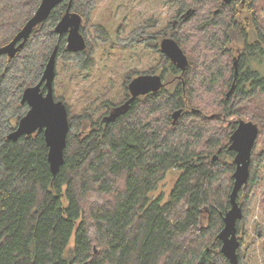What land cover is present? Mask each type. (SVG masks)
I'll return each mask as SVG.
<instances>
[{
	"label": "trees",
	"instance_id": "trees-1",
	"mask_svg": "<svg viewBox=\"0 0 264 264\" xmlns=\"http://www.w3.org/2000/svg\"><path fill=\"white\" fill-rule=\"evenodd\" d=\"M40 1L0 0V46ZM97 1L71 0L70 11L88 23ZM175 2L176 23L160 35L177 41L188 58L186 69L161 53L154 71L160 68L163 85L110 120L103 117L113 103L101 104L105 112L93 118L91 112H72L64 101L69 129L55 175L42 131L16 141L7 134L27 111L23 90L40 80L55 47L57 59L74 60L80 69L94 61L90 44L69 52L66 34L54 30L68 0L34 27L15 56H0V264H229L216 235L229 207L235 165L228 144L237 123L223 115L246 117L259 127L249 177L238 193L243 216L237 233L257 194L264 203V150H256L264 142V0ZM93 27L109 40L103 25ZM243 39L235 55L228 45ZM171 169L179 175L168 198L151 197Z\"/></svg>",
	"mask_w": 264,
	"mask_h": 264
},
{
	"label": "rangeland",
	"instance_id": "rangeland-1",
	"mask_svg": "<svg viewBox=\"0 0 264 264\" xmlns=\"http://www.w3.org/2000/svg\"><path fill=\"white\" fill-rule=\"evenodd\" d=\"M176 10L175 0H98L89 22H82L86 23L84 34L87 44L93 48L94 61L89 68L80 69L76 61L58 57L55 97H62L72 112H91L93 118L105 112L101 104L122 103L127 98L129 73H160V68L154 70L161 52L153 44L159 43L160 34L167 30V25L176 23ZM261 16L264 17V12ZM96 24L104 26L109 40L104 41L93 33ZM237 46L235 43L230 45L234 54ZM259 64L264 70V63ZM256 150H264V142H259ZM259 174L264 189V161ZM178 175L177 169L168 171L150 196L161 195L166 200ZM261 196L257 194L244 226L237 233L242 238L238 252L245 264H264V203L260 201Z\"/></svg>",
	"mask_w": 264,
	"mask_h": 264
},
{
	"label": "water",
	"instance_id": "water-1",
	"mask_svg": "<svg viewBox=\"0 0 264 264\" xmlns=\"http://www.w3.org/2000/svg\"><path fill=\"white\" fill-rule=\"evenodd\" d=\"M65 0H41L33 15L25 22L14 37L6 44L0 46V56H15L19 49L26 43L34 27L48 18L50 12ZM225 3L230 0H223ZM70 2L54 30L57 34H66V49L77 53L87 46L85 35L81 32V16L70 11ZM160 52L163 53L177 68L184 71L188 65V58L177 41L170 37H164L159 42ZM56 47L50 54L40 80L26 87L21 95V103L27 105L26 113L21 116L14 128L7 134V139L16 141L24 135H31L36 131H42L45 144L48 147V162L53 175H55L64 162V149L69 129L68 110L63 100L54 95V79L56 74ZM234 79L238 73L237 58L233 59ZM163 85L162 76L158 73H139L127 82L128 97L120 104L115 105L104 120L113 119L123 111L137 97L149 92L157 91ZM234 81L226 92L228 96L233 89ZM44 86L45 90H42ZM181 109L172 114L173 122L177 120ZM225 122L236 121V127L229 137L228 149L234 152V171L232 173L233 185L229 193V207L222 216V227L216 237L220 241V252L228 260L229 264H238V249L240 240L237 234V222L243 216L242 207L238 202V193L247 183L252 149L256 143L259 127L252 120L238 117H222ZM217 158L215 154L213 160Z\"/></svg>",
	"mask_w": 264,
	"mask_h": 264
},
{
	"label": "flooded vegetation",
	"instance_id": "flooded-vegetation-1",
	"mask_svg": "<svg viewBox=\"0 0 264 264\" xmlns=\"http://www.w3.org/2000/svg\"><path fill=\"white\" fill-rule=\"evenodd\" d=\"M242 1V0H241ZM176 22V21H175ZM247 23H248V21H247ZM248 27V26H247ZM249 28V27H248ZM164 37H167V36H162V38H164ZM161 38V39H162ZM246 42H248V43H250V36H248L247 38H246V40H245ZM245 41H244V39L242 40V44L240 45V44H238V47H237V49H236V54L235 55H238V52L240 51V49H241V47L242 46H244L245 45ZM160 42V41H159ZM157 47H158V49H159V43L157 44ZM228 48L230 49V44L228 45ZM160 50V49H159ZM144 73H146V74H150V72H144ZM152 73H155V72H152ZM139 74V73H138ZM158 74H160V73H158ZM161 75V74H160ZM163 79V78H162ZM128 96V95H127Z\"/></svg>",
	"mask_w": 264,
	"mask_h": 264
}]
</instances>
